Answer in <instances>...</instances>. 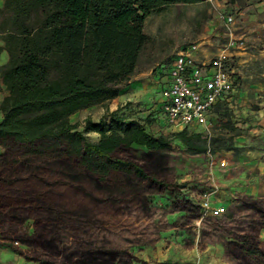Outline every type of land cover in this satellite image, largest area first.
Listing matches in <instances>:
<instances>
[{"label":"rangeland","instance_id":"rangeland-1","mask_svg":"<svg viewBox=\"0 0 264 264\" xmlns=\"http://www.w3.org/2000/svg\"><path fill=\"white\" fill-rule=\"evenodd\" d=\"M143 30L148 41L118 96L69 119L82 130L85 118L109 121L114 111L168 137L163 151L120 152L156 182L128 174L101 182L45 158L0 166V264H264L239 249L248 234L264 251V0L170 4ZM193 44L200 58L226 54L236 76L208 124L186 127L201 133L203 151L189 149L183 128L166 125L157 109L159 69ZM214 206L224 210L212 215Z\"/></svg>","mask_w":264,"mask_h":264},{"label":"trees","instance_id":"trees-1","mask_svg":"<svg viewBox=\"0 0 264 264\" xmlns=\"http://www.w3.org/2000/svg\"><path fill=\"white\" fill-rule=\"evenodd\" d=\"M197 1L4 0L0 53L5 50L8 60L0 65L7 90L0 103V166L45 158L101 182L118 174L156 182L155 172L120 152L133 145L147 154L163 151L168 137L114 111L109 121L85 118L82 130L69 116L118 96L148 41V15ZM85 131L98 133V140L89 141ZM177 134L189 149L205 150L200 132L183 128ZM239 249L245 259L264 263V251L250 235H243Z\"/></svg>","mask_w":264,"mask_h":264},{"label":"built area","instance_id":"built-area-1","mask_svg":"<svg viewBox=\"0 0 264 264\" xmlns=\"http://www.w3.org/2000/svg\"><path fill=\"white\" fill-rule=\"evenodd\" d=\"M226 19L232 21L233 17L228 15ZM194 49L193 44L179 50L159 69L162 80L157 109L168 126H206L214 108L235 85L236 76L226 68V54L198 58ZM223 210L222 206H214L211 214Z\"/></svg>","mask_w":264,"mask_h":264},{"label":"crops","instance_id":"crops-1","mask_svg":"<svg viewBox=\"0 0 264 264\" xmlns=\"http://www.w3.org/2000/svg\"><path fill=\"white\" fill-rule=\"evenodd\" d=\"M198 58H200L199 56H196ZM203 58H207V57H203ZM8 60V54L5 50L1 51L0 53V65L1 64H4L6 61ZM7 94V90H6V87L5 85L3 84L2 82V79L0 78V103H1V100L2 98ZM212 115V114H211ZM210 115V116H211ZM2 117V112L0 110V118Z\"/></svg>","mask_w":264,"mask_h":264}]
</instances>
